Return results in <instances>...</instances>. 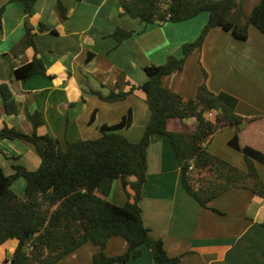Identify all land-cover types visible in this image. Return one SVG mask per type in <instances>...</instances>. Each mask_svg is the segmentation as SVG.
I'll return each instance as SVG.
<instances>
[{
  "label": "crops",
  "instance_id": "0c3cea01",
  "mask_svg": "<svg viewBox=\"0 0 264 264\" xmlns=\"http://www.w3.org/2000/svg\"><path fill=\"white\" fill-rule=\"evenodd\" d=\"M60 2L67 9L65 18L60 16ZM2 7L0 87L9 86L21 111L3 112L0 91V130L7 125L30 134L34 130L27 113L39 112L43 124L35 129L36 134L51 136L62 149L68 142L100 137L101 126H113L129 112L132 124L120 132L131 142L140 141L151 114L145 94L138 88L147 80L144 68L162 65L170 55L182 56V46L195 41L208 20L207 14L200 13L179 23L146 25L123 14L119 0H37L30 14L20 1L0 0ZM25 24L33 34L34 47L19 49ZM117 29L132 35L118 42L113 36ZM250 30L243 41L221 28L211 29L202 47L187 58L183 70L164 77L162 83L185 99L194 98L204 81L214 93L234 95L238 99L236 113L248 120L238 132L241 145L264 153V35ZM34 56L43 62L46 75L16 80L15 69ZM132 87L135 89L122 101L106 102L99 96L127 92ZM168 126L175 131H193L196 120L173 119ZM219 132H229L228 144L235 130ZM219 132L208 143L209 152L241 167V162L234 160L237 155L212 150ZM40 163L41 157L31 144L0 139V167L6 175L14 173L15 165L32 171ZM25 186L20 177L11 188L23 196ZM107 198L117 205L127 201L120 180L113 182ZM140 206L150 235L163 242L169 256L180 257L179 264L264 261V199L247 189L231 188L202 207L182 188L180 164L166 136H153L147 149V180ZM17 243L8 240L0 244V264H9ZM126 249V241L115 236L109 239L105 252L116 256ZM94 251L86 244L55 264H91ZM141 251L129 264H155L146 246Z\"/></svg>",
  "mask_w": 264,
  "mask_h": 264
},
{
  "label": "trees",
  "instance_id": "16d2710c",
  "mask_svg": "<svg viewBox=\"0 0 264 264\" xmlns=\"http://www.w3.org/2000/svg\"><path fill=\"white\" fill-rule=\"evenodd\" d=\"M15 1L23 2L30 14L37 0ZM119 4L123 14L146 25L179 23L203 12L208 13V20L198 38L182 46V56L170 55L164 64L144 68L147 80L138 88L144 92L151 114L140 141L131 142L120 132L131 126L130 112L113 126H101L100 137L68 142L65 149L51 136L36 134L35 129L43 124L39 112L27 113L34 130L30 134L7 125L0 130L1 140L29 143L41 157L40 166L32 171L15 165L14 173L6 175L0 167V244L18 242L9 264H55L86 244L95 248L91 264H129L141 255L142 246L148 248L155 264H179L180 257L169 256L163 242L150 235L140 206L147 180V149L157 134L169 139L180 164L181 186L202 207L231 188L247 189L264 199V178L255 165H264V153L239 141L240 126L248 120L236 113L238 99L224 91L214 93L205 81L197 87L194 98L185 99L162 83L164 77L183 70L187 58L202 47L213 28L243 41L248 39L250 26L264 35V0H258L248 14L244 12V0H119ZM3 12L4 7L0 8V30ZM59 12L66 17L67 9L61 2ZM131 35V31L122 29L113 34L118 42ZM27 47H34V40L25 24L18 48ZM36 74L46 75L37 56L14 71L16 80ZM134 89L99 96L106 102H118ZM0 91L3 112L18 114L21 104L9 86L2 84ZM210 112L214 113L209 117ZM190 118L196 120L193 131H175L168 126L170 120ZM225 128L235 129L228 145L243 155L244 169L208 151L212 137ZM20 177L26 182L23 196L11 188ZM115 180H120L127 197L122 205L107 198ZM261 225L264 228V221ZM115 236L126 241L127 249L108 256L107 243Z\"/></svg>",
  "mask_w": 264,
  "mask_h": 264
},
{
  "label": "rangeland",
  "instance_id": "374dc122",
  "mask_svg": "<svg viewBox=\"0 0 264 264\" xmlns=\"http://www.w3.org/2000/svg\"><path fill=\"white\" fill-rule=\"evenodd\" d=\"M257 2H258V0H244V12H245V14H248L251 11V8L253 7V5ZM204 14L208 15L207 12H203L200 15H204ZM197 19L199 20L200 18H197ZM250 28H251V30H250L251 32L256 31L255 27L250 26ZM232 76L234 77V73L232 74ZM227 131H229V130H227ZM228 133L229 132H219V134L212 141V148H213L212 150H216L218 153H221L225 156L227 155V153H226L227 151L233 153V155H237L239 158L234 157V160L238 159L239 160L238 162H241L242 166L240 167L239 163H237L238 165L235 164V166H237L238 168L244 169L245 168L244 164H246V163H245V159H244L243 155L239 151L228 146V144L226 143ZM234 134H235V132H234ZM238 136H239V134H238ZM209 144H210V142H209ZM255 165H256V168H257L259 174L261 175V177L264 178V165L261 163H258V162H255ZM119 189L121 190V187ZM128 191L130 192V190H128Z\"/></svg>",
  "mask_w": 264,
  "mask_h": 264
},
{
  "label": "built area",
  "instance_id": "2783aa9c",
  "mask_svg": "<svg viewBox=\"0 0 264 264\" xmlns=\"http://www.w3.org/2000/svg\"><path fill=\"white\" fill-rule=\"evenodd\" d=\"M213 113H214V112H210V113L208 114V116H209V117L212 116Z\"/></svg>",
  "mask_w": 264,
  "mask_h": 264
}]
</instances>
